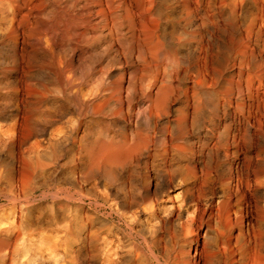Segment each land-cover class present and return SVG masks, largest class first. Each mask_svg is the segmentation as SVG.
<instances>
[{
  "label": "bare ground",
  "instance_id": "bare-ground-1",
  "mask_svg": "<svg viewBox=\"0 0 264 264\" xmlns=\"http://www.w3.org/2000/svg\"><path fill=\"white\" fill-rule=\"evenodd\" d=\"M38 261L264 264V0H0V264Z\"/></svg>",
  "mask_w": 264,
  "mask_h": 264
},
{
  "label": "rangeland",
  "instance_id": "rangeland-1",
  "mask_svg": "<svg viewBox=\"0 0 264 264\" xmlns=\"http://www.w3.org/2000/svg\"><path fill=\"white\" fill-rule=\"evenodd\" d=\"M177 192H179V190L178 189H175L174 191H173V193L174 194H176ZM142 216V219L143 218H145L144 216H145V214H142L141 215ZM185 218H186V216H185ZM254 222V221H253ZM253 222L251 223V224H253ZM249 224L247 223V226H248ZM202 234H204V230L202 231ZM112 239H116V237H111ZM198 238V241H197V243H194V244H192V246L189 248V253H188V258L192 261V260H196V261H199V262H203V260H202V253H201V249H202V247H203V243H204V239H205V237H197ZM247 238H249V237H247ZM124 239V238H123ZM122 239V240H123ZM74 240V241H73ZM121 240V241H122ZM235 240V239H234ZM36 241V240H35ZM71 243H70V245H69V247L68 248H71V250L72 249H75V247H76V245H78L79 244V242L80 241H78L77 240V237H73V239H71ZM125 244H127V241H126V238H125V241H124V243H123V245H125ZM37 246V244L35 245V246H33V247H36ZM122 248V247H121ZM125 249V247H123L122 249H121V251L122 250H124ZM32 253H34V250L32 251ZM70 258V257H69ZM37 264H46V261L45 262H42V261H38L37 262ZM76 264V263H75ZM238 264V263H237Z\"/></svg>",
  "mask_w": 264,
  "mask_h": 264
}]
</instances>
